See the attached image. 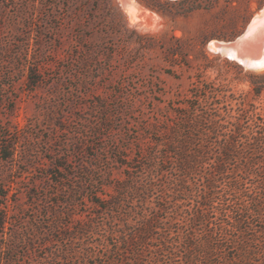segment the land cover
Instances as JSON below:
<instances>
[{
    "label": "rangeland",
    "instance_id": "obj_1",
    "mask_svg": "<svg viewBox=\"0 0 264 264\" xmlns=\"http://www.w3.org/2000/svg\"><path fill=\"white\" fill-rule=\"evenodd\" d=\"M262 5L0 0V264L120 258L109 229L149 212L128 210L136 198L120 214L108 211L109 199L118 186L142 185L151 170L170 167L155 158L149 168L148 154L163 152L155 143L173 127L183 130L179 113L192 87L220 86L264 121V89L255 94L264 70L213 48L240 34ZM169 175L151 182L161 186ZM160 193L152 200L165 204Z\"/></svg>",
    "mask_w": 264,
    "mask_h": 264
},
{
    "label": "trees",
    "instance_id": "obj_2",
    "mask_svg": "<svg viewBox=\"0 0 264 264\" xmlns=\"http://www.w3.org/2000/svg\"><path fill=\"white\" fill-rule=\"evenodd\" d=\"M190 93L179 113L183 130L173 127L155 143L163 152L151 147L148 154L149 168L155 158L170 167L151 170L142 185L118 186L109 199L108 211L136 198L128 210L149 212L136 213L131 227L109 229L120 240V258L110 264H264V121L220 86L196 85ZM161 173L171 175L154 185ZM156 190L165 204L152 200ZM187 200L194 203L184 208Z\"/></svg>",
    "mask_w": 264,
    "mask_h": 264
},
{
    "label": "water",
    "instance_id": "obj_3",
    "mask_svg": "<svg viewBox=\"0 0 264 264\" xmlns=\"http://www.w3.org/2000/svg\"><path fill=\"white\" fill-rule=\"evenodd\" d=\"M218 43L219 47L227 50L228 56L235 60L237 57L240 63L260 60L264 56V5L252 16L240 34L232 40Z\"/></svg>",
    "mask_w": 264,
    "mask_h": 264
},
{
    "label": "bare ground",
    "instance_id": "obj_4",
    "mask_svg": "<svg viewBox=\"0 0 264 264\" xmlns=\"http://www.w3.org/2000/svg\"><path fill=\"white\" fill-rule=\"evenodd\" d=\"M213 46H214L213 48L218 49L221 52L227 54V50L224 49L223 47H219L220 45L218 42L213 43ZM236 59L239 60L237 57ZM241 62L243 63V65L250 67L254 70H264V56L258 61H241Z\"/></svg>",
    "mask_w": 264,
    "mask_h": 264
}]
</instances>
